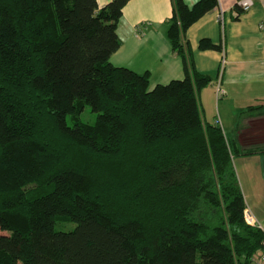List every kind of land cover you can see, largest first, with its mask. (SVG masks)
I'll use <instances>...</instances> for the list:
<instances>
[{"label": "trees", "instance_id": "trees-1", "mask_svg": "<svg viewBox=\"0 0 264 264\" xmlns=\"http://www.w3.org/2000/svg\"><path fill=\"white\" fill-rule=\"evenodd\" d=\"M128 1L0 0V264H252L261 250L233 166L255 151L204 121L214 79L185 37L218 0H173L185 77L152 89L110 62Z\"/></svg>", "mask_w": 264, "mask_h": 264}, {"label": "crops", "instance_id": "crops-1", "mask_svg": "<svg viewBox=\"0 0 264 264\" xmlns=\"http://www.w3.org/2000/svg\"><path fill=\"white\" fill-rule=\"evenodd\" d=\"M110 1L97 0V3L101 8ZM197 1L183 0L188 7ZM252 1V8L235 20L237 0H218V6L186 32L195 69L214 79L199 94L205 117L213 114L212 117L217 118L212 99L214 96L219 99L218 88L224 91L223 96L237 95L238 101L245 103L243 106L257 101L264 105V31L258 29L259 23L264 21V0ZM172 15L173 0H129L117 23L116 33L121 44L111 56V64L135 73H147L150 89L184 79L182 59L173 52L167 36L168 20ZM202 39L221 45V50H199ZM223 56L226 65L221 71ZM258 118L264 119L251 115L246 121L250 125V120ZM243 130L234 136L239 147V136L245 134ZM258 132L264 133V127L258 128ZM259 144L264 145V137L259 139Z\"/></svg>", "mask_w": 264, "mask_h": 264}, {"label": "rangeland", "instance_id": "rangeland-1", "mask_svg": "<svg viewBox=\"0 0 264 264\" xmlns=\"http://www.w3.org/2000/svg\"><path fill=\"white\" fill-rule=\"evenodd\" d=\"M237 97V95L233 96L230 93L227 97L222 96L219 99H215L214 96L212 109L213 113L216 111V117L220 119L223 131L229 137L237 136L240 129L246 128L243 130L245 134L239 136L241 142V147L239 148L241 152L253 150L255 153L235 156L233 166L245 205L253 213L262 230H264V145L259 144V139H263L264 133L258 132V128L264 127V119L250 120V125L246 121L251 115L264 118V110L262 111L263 113L259 109L248 111V107H257L262 102L257 101L243 106L245 103L238 101ZM223 100H226V102ZM212 116L213 114H208L205 117L203 114V119L206 122L213 123L215 118ZM95 117L96 115L86 106L80 115L81 120L87 123H93ZM242 125L244 126L242 127ZM75 226L76 224L73 222H57L55 230L68 232L73 230Z\"/></svg>", "mask_w": 264, "mask_h": 264}, {"label": "built area", "instance_id": "built-area-1", "mask_svg": "<svg viewBox=\"0 0 264 264\" xmlns=\"http://www.w3.org/2000/svg\"><path fill=\"white\" fill-rule=\"evenodd\" d=\"M236 5L238 6V8L241 10V12L243 14V13H246L250 8H252L253 1L252 0H237ZM234 12L236 15H238L236 11H234ZM258 29L260 31H264V21L259 23ZM225 65H226V61H225L224 56H223L222 60H221V64H220L221 71L225 67ZM216 95H217V98H220L221 96L224 95V91L222 89L218 88ZM214 124L219 126L220 128H222V124H221V121L219 118H216L214 120ZM243 220L247 225H249L251 227H258V228L262 229L261 226L259 225L258 221L256 220V218L254 217L253 213L249 209H247V207L245 208V210L243 212ZM252 264H264V240H263L262 247H261V250L259 251V253H257L255 256H253Z\"/></svg>", "mask_w": 264, "mask_h": 264}]
</instances>
